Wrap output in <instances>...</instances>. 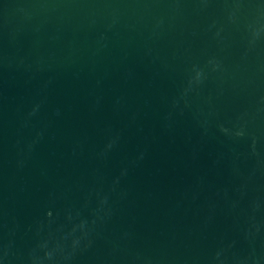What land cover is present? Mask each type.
Masks as SVG:
<instances>
[{
  "label": "water",
  "instance_id": "95a60500",
  "mask_svg": "<svg viewBox=\"0 0 264 264\" xmlns=\"http://www.w3.org/2000/svg\"><path fill=\"white\" fill-rule=\"evenodd\" d=\"M0 264H264V0H0Z\"/></svg>",
  "mask_w": 264,
  "mask_h": 264
}]
</instances>
